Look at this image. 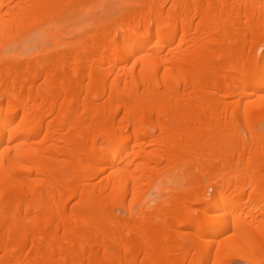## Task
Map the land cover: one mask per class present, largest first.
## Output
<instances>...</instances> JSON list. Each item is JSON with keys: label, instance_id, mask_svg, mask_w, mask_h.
<instances>
[{"label": "bare ground", "instance_id": "obj_1", "mask_svg": "<svg viewBox=\"0 0 264 264\" xmlns=\"http://www.w3.org/2000/svg\"><path fill=\"white\" fill-rule=\"evenodd\" d=\"M237 250L264 264V0H0V264Z\"/></svg>", "mask_w": 264, "mask_h": 264}, {"label": "rangeland", "instance_id": "obj_2", "mask_svg": "<svg viewBox=\"0 0 264 264\" xmlns=\"http://www.w3.org/2000/svg\"><path fill=\"white\" fill-rule=\"evenodd\" d=\"M154 191H155V190H153V192H154ZM166 192H167V193H170V191H166ZM151 194H154V193L150 192L149 195L147 196V198H148V197H149L150 199L153 198V195H151ZM149 198H148V199H149ZM245 200H246V199H245ZM245 200H244V203H245ZM246 202L248 203L247 200H246ZM247 203H246V204H247ZM250 203L253 204V200H249V203H248L247 205H246V204H244V205L248 206V208H249V206H252V207H253L254 204L252 205V204H250ZM230 233H231L230 230H226L222 235L217 236V238H216L217 241H220L221 238L223 239L225 236H228V234H230ZM238 251H239V250H237V252H238ZM239 252H240V251H239ZM239 252H238V253H239ZM227 253H228V252H227ZM238 253H236V251H231V254H230L231 256H230V255L227 256V254H226L225 257L223 256L224 258H222V263H223V264H263V261H262V259H261V258H262V255L255 256L256 259H255V258H254V260L252 259V260H253V263H252L251 261L248 262L249 259H247V258H245V257H244L245 260H243L242 257H243L244 255L241 253V254L243 255V256H242L240 253H239L240 255H239ZM238 256H239L240 258H239ZM260 257H261V258H260ZM242 260H243L244 262H243ZM257 260H258V261H257ZM260 261H261V262H260Z\"/></svg>", "mask_w": 264, "mask_h": 264}]
</instances>
